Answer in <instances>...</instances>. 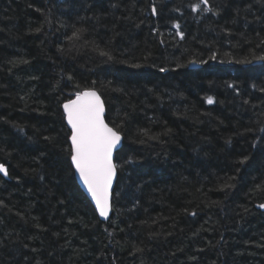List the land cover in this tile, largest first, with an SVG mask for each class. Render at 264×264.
Masks as SVG:
<instances>
[{
  "label": "trees",
  "instance_id": "trees-1",
  "mask_svg": "<svg viewBox=\"0 0 264 264\" xmlns=\"http://www.w3.org/2000/svg\"><path fill=\"white\" fill-rule=\"evenodd\" d=\"M199 2L0 0V264H264V0ZM88 87L124 137L108 222L68 158Z\"/></svg>",
  "mask_w": 264,
  "mask_h": 264
},
{
  "label": "snow or ice",
  "instance_id": "snow-or-ice-1",
  "mask_svg": "<svg viewBox=\"0 0 264 264\" xmlns=\"http://www.w3.org/2000/svg\"><path fill=\"white\" fill-rule=\"evenodd\" d=\"M201 5H204L205 8L202 9ZM190 7L196 12L213 11L208 6V0H200L199 3L192 4ZM152 12L155 14V7H152ZM175 27L179 28V25L177 24ZM180 35L183 39V34ZM71 38L79 39L80 33L74 32ZM102 55H107V53H102ZM256 59L264 61V55L258 56ZM191 63L195 64L196 61ZM240 63H250V61L244 60ZM140 66L139 64L133 65L136 68ZM159 71L166 72L167 69L160 68ZM207 102L212 104L214 100L212 97H208ZM62 107L63 117L70 129L68 133L70 166L75 169V174H78L91 195L99 215L107 220L112 210V187L118 169L116 160L118 153L123 150L122 140L124 137L116 127H110L106 122L104 100L94 87L78 91L75 99H69L63 103ZM245 161H241V163ZM0 173L8 175V169L3 164H0ZM224 187L230 188L232 185L226 184ZM259 207L264 208V204ZM191 215L195 216L196 213L192 212Z\"/></svg>",
  "mask_w": 264,
  "mask_h": 264
},
{
  "label": "water",
  "instance_id": "water-1",
  "mask_svg": "<svg viewBox=\"0 0 264 264\" xmlns=\"http://www.w3.org/2000/svg\"><path fill=\"white\" fill-rule=\"evenodd\" d=\"M191 68H192V69H197V68H200V65H198V64L195 63V64H192V65H191ZM101 98H102V97H101ZM74 99H75V98H74ZM105 109H106V107H105ZM105 116H106V111H105ZM105 119H106V118H105ZM106 122H107V121H106ZM66 123H67V121H66ZM67 126H68V125H67ZM109 126H110V125H109ZM110 127H111V126H110ZM68 128H69V127H68ZM122 146H123V140H122ZM73 169H74V168H73ZM74 172H75V169H74ZM2 174H3V173H2ZM3 175H4V174H3ZM4 176H5V175H4ZM117 176H118V173H117V175H116V178H115V180H114V182H113V187H112V197H111L112 210H111L110 213H109V217H108V219L105 220L103 217H101V216L99 215V212H98V210L96 209L95 202L93 201L91 195L88 193L86 187L84 186V184H83L82 181L80 180L78 174H75V177H76V180H77V183H78L80 189H81L82 192L87 196V198L89 199V201H90L91 204L93 205V207H94V209H95V211H96V213H97L99 219H100L102 222H108V221L110 220V218L112 217V214H113V191H114V188H115V185H116ZM262 204H264V203H262ZM259 205H261V204L256 205V208H257L258 210L264 212V208H260Z\"/></svg>",
  "mask_w": 264,
  "mask_h": 264
}]
</instances>
